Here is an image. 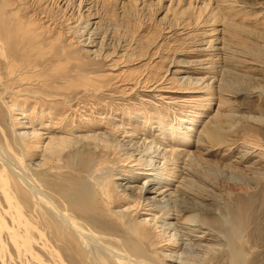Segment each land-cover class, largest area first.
I'll return each instance as SVG.
<instances>
[{
  "label": "rangeland",
  "instance_id": "374dc122",
  "mask_svg": "<svg viewBox=\"0 0 264 264\" xmlns=\"http://www.w3.org/2000/svg\"><path fill=\"white\" fill-rule=\"evenodd\" d=\"M0 40H5L9 61L14 58V69L27 79L9 76V64L0 56V144L12 154L17 172L43 175L46 184H34L38 191L60 202L65 186L78 173L64 161H76L78 155L67 150L64 165L53 163L60 166L55 173L42 168L40 157L22 162L6 109L11 94L4 92L62 94H38L26 102L14 99L16 111L11 115L21 122L28 121L23 115L76 109L67 115L90 125L100 120L104 124L96 132L116 137L122 146L136 142L132 148L151 147L153 153L176 145V150L190 152L186 164L206 182L208 197L202 202L189 194L175 196L186 213L178 221H166L164 228L174 233V223H182L178 238L188 251L183 246L164 250L158 244L155 257L160 264H264V0H0ZM28 72L35 77L28 78ZM146 79L151 88L143 86ZM85 80L97 89L83 87ZM59 115L43 121L58 123ZM25 131L30 129L21 128L16 134ZM76 134L73 137L80 140L82 133ZM4 153L0 155L9 159ZM119 158H106L113 179L110 187L118 195L141 196L138 188L145 182L141 171H130ZM0 186V264H105L106 259L114 264L97 244L61 242L64 238L52 231L51 220L35 221L43 236L33 250L26 247L24 224L17 216L23 201L20 185L0 169ZM142 196L151 201L156 197ZM5 197H11L12 208ZM116 199L109 208L114 218L127 208L123 197ZM212 214L222 219L225 230L198 225ZM139 215H133L134 221L145 218ZM184 215L195 216L198 223L187 224ZM69 221L112 251L132 255L136 243L116 218L95 222L72 213ZM211 246L215 253L205 255L202 248ZM138 262L134 259L132 264Z\"/></svg>",
  "mask_w": 264,
  "mask_h": 264
},
{
  "label": "bare ground",
  "instance_id": "6f19581e",
  "mask_svg": "<svg viewBox=\"0 0 264 264\" xmlns=\"http://www.w3.org/2000/svg\"><path fill=\"white\" fill-rule=\"evenodd\" d=\"M4 41L2 42L0 40V56L6 58V61L9 64V65L7 64L8 65L7 69L5 68L7 70V74L9 76L15 75V77L17 76L22 79L23 72L21 73L20 71L14 69V60H13L14 58L9 61L8 59L9 57L7 58V56L5 55ZM27 75L29 76L28 78H30L32 75H34V73L28 72ZM90 79H94V78H90ZM22 80L26 81L27 79L25 77ZM148 82L149 81H147V79L142 82L145 88L150 87L147 84ZM82 86L95 87V89H97L96 86L92 85V82L90 80L83 81ZM7 93L11 94V99H12V101H8V104L6 105L7 112L10 114V128L13 133L14 143L13 142L12 143L16 147V150L18 152L17 155L22 162L25 160L32 161L33 159L40 157L38 159L39 161L42 162L40 163L42 168L43 166L44 168L46 166L48 167L50 173H55L54 170L56 169L59 170L60 166L59 168H57V166H54L53 163L60 165L63 159L62 158L63 154L67 150H71V149L74 150L75 151L74 153L78 155L76 156L77 160L79 158L78 161L77 160L72 161L71 160L72 158L64 161L67 163V166L65 165L66 167L71 169L72 172L76 171L78 173H74L73 180L69 182L70 187L69 184L68 186H65L67 190L66 191L64 190L65 193L61 196V201L54 203V201H51L49 198H47L44 195V193L38 191L39 188L37 190L36 185H34V184H39L44 186L46 184V180L43 178V175L41 173L29 174L31 172L29 170H26L25 167L24 169L26 171H24L23 174H21L20 171L17 172L15 170L17 166L14 160L12 159L13 157L12 154L8 153V151L4 149L5 153L9 156V159L8 157H6V155L5 157H2L0 155V169L2 170V172L11 173L13 175V178L18 182L21 188V192L20 190L18 191V189L20 188L17 189V191L20 192L23 196V201H21V205H20V212L18 210L19 214L17 216L18 218L20 217V219H22V223L24 224V238L26 241L25 244L26 247L29 248L34 247V244H36L37 240L43 236V234L38 230V228L35 225L38 222V219L45 220L46 222H49L51 220L52 223L55 225L51 227L53 229L51 230L57 233V235L62 234V238L64 239L61 242L65 244H67V242L74 243V240L79 241L80 243L81 241H84L88 244L91 243L93 246L94 244H97L98 246L101 247L100 249L104 250V253H108L115 260L114 264H132L134 259L139 260L138 263L141 262V264H160V262L162 261H160L155 257L158 244H161V247L164 248V250L167 249L169 251H176V250L178 251V248L183 246V244H181L178 238L179 236H181L178 233V231H180L179 228L182 229V227H184L182 223H177V225L174 223V226L177 227V229L174 230V233H171L169 231L170 227L164 228V226H168L167 224H165L166 221L174 220V219L178 221V219L182 217V214L186 213V207L183 206L181 201L178 200L175 196L189 194V195H193L195 197V200L202 202L206 201L204 197H208L206 182L202 179V177H200V175L197 173L195 168H192V166L186 164L187 162L186 158L189 157V153H190L189 151L187 150L183 151V149L176 150L174 148L176 145H172L170 146L169 150H166L164 148L157 151L155 150L153 153H149L151 147L142 146V148L140 147L132 148L134 145H136V142L133 143V140L131 139L128 141L129 145L133 143L131 146H122L121 145L122 141H119L116 137L108 136L105 133L101 134L96 132L98 130L99 131L102 130L101 127L102 124L104 123H100L99 122L100 120L97 121L95 124L90 125V123H88V121L85 118H83L82 119L83 121H87L83 123L82 121H79L75 117L74 113H73L74 115L73 117H71V113L70 115H67V112L71 111L77 113L78 111L76 109L74 111L73 109H70L67 106L66 107L68 109L66 111L62 110L61 114L56 111L51 113L48 112L46 113V116L42 114L43 116L40 117L39 116L37 117L36 116L37 114L34 117L33 116L30 117L29 115H23L24 118L28 121L21 122L18 118L12 116L14 111H16L14 109L16 107V103L15 101H13L14 99L20 98L22 99V101L26 102L27 100H29V98H33L36 100L38 97H40L38 94H43L46 96H50V95L56 96V95H60L61 93L58 94V92H56L55 94H52L50 92V94H46L47 92L44 93L36 92L33 95L28 94L26 96H23L20 95V92H4V94ZM65 100L66 99H64V101ZM64 101L62 100V102ZM35 108L33 109V111L35 110ZM21 113L24 112L22 111ZM50 115L53 117H55L54 115L56 116L59 115L60 117L57 120L60 122L51 123L50 121V123H45V121L43 120L49 119L51 117ZM0 119H1V112H0ZM74 120H77V123L75 125H73ZM35 126H39L43 131L44 130L47 131L45 132V134L48 133L49 137H46L44 136L45 134L40 133L38 129H35ZM21 128L24 130L30 129V131H25L23 133L16 134V131L21 130ZM55 131H58L60 135H57L58 133ZM78 132L80 134L82 133V135L79 136L81 137L80 140H77L78 138L73 137L74 134ZM213 132L214 130L212 131V135L214 134ZM208 136L209 135L207 133L205 135V138H208ZM81 140L82 141L85 140V142L84 141L81 142ZM122 147L124 148L122 149ZM0 148L2 153H4L1 144H0ZM181 151H183L184 153H181ZM152 154H154V156ZM118 155L122 158L121 160L122 163H128V165H130V167H128L130 171H132V168L141 171L140 176L144 178L145 181L141 186V188H138L141 196L136 197L132 195L133 193L130 194L129 196L123 194L118 195L115 194L114 192L113 189L114 186L110 187L113 179L110 172L111 170L108 167L109 164L107 165L109 161L106 160V158L116 157L120 159ZM58 161H60V163ZM62 164L63 162L61 163V165ZM184 165H188V167L185 168ZM124 166H127V164H124ZM63 167L64 166H62L61 168ZM6 182L7 185H10V182L8 180ZM148 183H152L156 187L150 189L148 188ZM61 187L64 186H60L59 188ZM115 187L119 188L120 186L115 185ZM1 188L3 190V187ZM169 188H174V189L172 190ZM7 192L15 197V194L12 193V189L11 190L9 189ZM49 193L52 194V190H50ZM148 194H155V196L159 197V199H157L156 197H154L153 201H151V198L144 199L142 195H148ZM6 197L5 200L8 203V208H10L11 202L9 198L11 197L9 198ZM122 197L127 202V208L124 209L125 213L123 214V216L122 215L120 217L116 216L115 218L120 222V225L124 227L126 235L129 237V239L133 240L136 243L135 247L131 249L132 255L129 257L112 251L110 248L100 243V240L95 236H93L92 234H90V232H86L84 229H82L83 226L81 227L80 225L79 228L78 227L79 224L76 226L73 222L69 221V216L71 217L72 213L76 214L77 216L87 221L91 220V221L99 222L98 220L100 219H106V218L115 219L111 215V211H109V208L116 202L115 198L121 199ZM217 204L218 203L214 205L216 206ZM193 205L195 208L196 203ZM18 207H19V203H18ZM64 207H68L66 208V211L64 209H63L64 211L62 210V208ZM196 211L198 213L200 212L199 210ZM201 212L204 211L201 210ZM14 214H15L14 216L16 217V212ZM136 214H140L139 216L142 215L141 217L145 216V218H142L140 221L137 220L134 221L133 215L135 216ZM206 214L209 215L208 213ZM214 214H212L211 217H209L210 215L208 217H203L199 223L193 220L195 216L185 217L184 215L185 219L183 220H185L186 223L187 221L192 222L193 224L198 223L200 227H213L216 230L218 229L225 230L224 226L222 225L223 222L222 219H220V217L218 216L215 217ZM124 215L127 216L124 217ZM129 215H130V219H128ZM149 216L150 218H148ZM158 224H160L161 226H158ZM181 249L188 251L185 245ZM202 249L205 255H209V254L211 255V253L215 248L211 246ZM214 253L215 252H213V254ZM201 255L202 254L198 256ZM106 260L103 261L105 264H107V262L111 264L109 259Z\"/></svg>",
  "mask_w": 264,
  "mask_h": 264
}]
</instances>
